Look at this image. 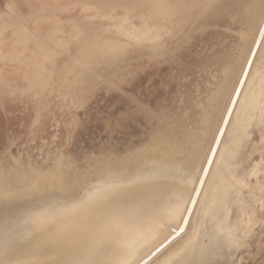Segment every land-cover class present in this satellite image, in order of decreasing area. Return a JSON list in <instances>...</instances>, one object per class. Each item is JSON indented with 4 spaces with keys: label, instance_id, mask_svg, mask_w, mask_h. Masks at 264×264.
<instances>
[{
    "label": "rangeland",
    "instance_id": "rangeland-1",
    "mask_svg": "<svg viewBox=\"0 0 264 264\" xmlns=\"http://www.w3.org/2000/svg\"><path fill=\"white\" fill-rule=\"evenodd\" d=\"M107 1L0 0V15L10 13L6 7L11 6L15 19L27 23L40 39L60 26L64 32L58 37L70 44L66 52L45 62L52 79L42 91L26 89L20 64L0 62L6 82L0 85V168L46 171L60 161L65 171L68 167L82 174L90 162L105 155L119 158L132 151L144 155L147 147L161 149L160 143L169 139L188 148L201 139L204 117L216 106V87L224 84L227 68H240L249 49L242 33L252 31L245 10L252 0H212L209 5L203 0L200 13L170 37L166 47L152 52L130 45L122 53H94L81 67L72 28H84L99 41L114 39L108 20L83 9H106ZM4 35L8 51L15 36L11 28ZM246 103L240 101L239 112ZM234 125L209 174L213 184L223 169ZM224 172L231 180L226 226H219V213L204 215L191 245L190 264H264V112L251 121ZM231 175L240 176L241 182L235 183ZM212 187L204 191V202L213 194ZM189 194L179 193L174 207L183 206ZM87 196L75 199L85 201ZM204 202L194 227L206 209ZM179 260L176 257L170 264H180Z\"/></svg>",
    "mask_w": 264,
    "mask_h": 264
},
{
    "label": "bare ground",
    "instance_id": "bare-ground-1",
    "mask_svg": "<svg viewBox=\"0 0 264 264\" xmlns=\"http://www.w3.org/2000/svg\"><path fill=\"white\" fill-rule=\"evenodd\" d=\"M202 1L108 0L106 9L84 6L93 11V17L111 23L115 38L99 41L90 38L86 29L73 27L79 51L76 61L82 67L94 53H122L130 45L158 51L200 13ZM263 3L252 0L245 9L252 20L251 34L242 33L249 49L238 70L235 66L226 69L224 84L216 87L213 97L216 106L204 117L202 137L188 148L169 139L160 143L161 149L147 147L148 154L105 155L90 162L82 174L68 167L65 171L60 161L46 171L31 167L29 172H11L1 167L0 264H170L176 257L180 264H190L194 256L191 245L204 215L219 213V226H226L231 184L225 166L251 121L264 112ZM6 8L10 13L0 15V62L20 64L28 82L26 89L42 91L51 86L52 79L45 62L53 61L59 51L66 52L70 44L58 37L64 32L60 26L40 39L27 23L15 19L11 6ZM8 28L15 40L5 51ZM3 76L0 69V85H6ZM244 99L247 103L239 112ZM233 123L223 169L213 184L208 177ZM231 176L235 183L241 182L240 176ZM209 186H213V194L205 200L206 209L194 227ZM183 192L190 194L183 206L175 208L174 198ZM85 196V201L75 199Z\"/></svg>",
    "mask_w": 264,
    "mask_h": 264
},
{
    "label": "snow or ice",
    "instance_id": "snow-or-ice-1",
    "mask_svg": "<svg viewBox=\"0 0 264 264\" xmlns=\"http://www.w3.org/2000/svg\"><path fill=\"white\" fill-rule=\"evenodd\" d=\"M261 34L264 35V28L261 29ZM250 63V62H249ZM240 83H243V81H241ZM206 171V170H205ZM188 211H190V209H188ZM181 231H183V229H181Z\"/></svg>",
    "mask_w": 264,
    "mask_h": 264
}]
</instances>
